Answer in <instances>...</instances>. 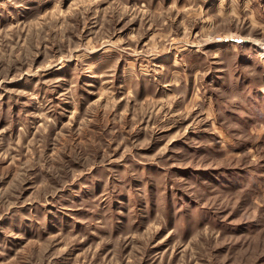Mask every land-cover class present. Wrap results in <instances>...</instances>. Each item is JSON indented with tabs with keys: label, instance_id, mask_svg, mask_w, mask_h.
<instances>
[{
	"label": "rangeland",
	"instance_id": "rangeland-1",
	"mask_svg": "<svg viewBox=\"0 0 264 264\" xmlns=\"http://www.w3.org/2000/svg\"><path fill=\"white\" fill-rule=\"evenodd\" d=\"M264 0H0V264H264Z\"/></svg>",
	"mask_w": 264,
	"mask_h": 264
},
{
	"label": "bare ground",
	"instance_id": "bare-ground-1",
	"mask_svg": "<svg viewBox=\"0 0 264 264\" xmlns=\"http://www.w3.org/2000/svg\"><path fill=\"white\" fill-rule=\"evenodd\" d=\"M261 55H262V57H264V49L261 50Z\"/></svg>",
	"mask_w": 264,
	"mask_h": 264
}]
</instances>
